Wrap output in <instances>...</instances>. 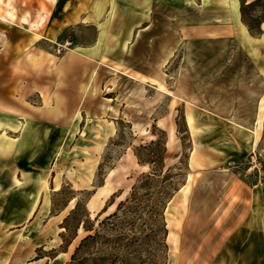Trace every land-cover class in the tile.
<instances>
[{"label":"rangeland","instance_id":"1","mask_svg":"<svg viewBox=\"0 0 264 264\" xmlns=\"http://www.w3.org/2000/svg\"><path fill=\"white\" fill-rule=\"evenodd\" d=\"M215 1L214 8L192 0L183 9L156 10L150 26L138 27L124 61L116 65L72 49L92 42V26L64 29L49 42L33 40L26 29L36 26L0 23V127L1 121L19 115L64 128L73 124L75 130L85 121L70 120L82 109L89 120L97 114L105 123L93 183L65 209L62 243L54 249L60 252L71 244L65 264H167L170 213L188 210L187 225L196 221L199 226L198 211L207 220L211 211L226 215L239 201V182L229 179L223 185L221 177H229L216 169L228 168L248 183L257 180L258 170L264 177V37L242 43L224 8L227 0ZM242 1L246 19L259 24L264 0ZM48 12L35 0H0V18L7 15L10 21L20 15L22 21L34 18L33 23ZM47 28L36 32L44 36ZM168 132L174 133L171 141ZM72 140L66 139L60 156L48 162L51 167L60 162L61 169L70 168L79 161ZM134 150L151 163L140 165ZM107 171L98 195L113 183L116 190L104 202L112 206L87 215L86 200ZM203 178L213 180L214 187L192 184ZM64 182L52 195L53 210L66 204L73 191ZM217 203L221 206L215 210ZM187 257L183 251L180 262Z\"/></svg>","mask_w":264,"mask_h":264},{"label":"crops","instance_id":"2","mask_svg":"<svg viewBox=\"0 0 264 264\" xmlns=\"http://www.w3.org/2000/svg\"><path fill=\"white\" fill-rule=\"evenodd\" d=\"M191 1L35 0L49 9L45 19L41 16L37 22L31 23L34 18L22 21V17L17 15L16 20L10 21L6 15L0 18V23L36 26L26 29L34 34L33 40L49 42L64 29L92 26V42L79 44L72 49L81 57L94 61L105 58L116 65L124 61L126 45L135 38L138 27L145 25L143 29L148 28L156 10H166L169 6L183 9L186 2ZM202 1L209 8L215 7V0ZM226 3L224 8L228 9L231 24L238 31L242 43L251 45L253 40L264 37V21L259 23L260 33L254 36L241 22L238 0L236 3L227 0ZM43 25L48 27L44 36L36 32ZM75 116L70 122L85 121L81 127L77 124L75 130L73 124L64 128L57 124H44L43 119L22 118L19 115H16L15 120L1 121L0 264H65L68 260L72 251L71 244L60 252L54 250L62 243L60 233L64 231V226L61 224L68 214L65 209L68 203L74 201L75 204L78 194L87 191L93 183L99 155L105 145V123L99 120L97 114H92L89 120L82 109L78 117ZM109 130L107 135L111 136L114 126ZM173 134L168 132L170 141L174 138ZM68 138L71 141L76 139L79 161L70 168L64 165L61 169L60 162L57 168L53 165L51 167L48 162L60 156ZM193 162L196 164V161ZM253 168L249 169L254 171ZM108 171L102 182L92 188L86 200L87 215L103 213L112 206L110 203L104 205V202L116 190L113 183L110 182L109 191L98 195L105 187ZM215 172L228 175L229 178L221 177L223 185H228L229 179L239 182V201L226 211V215H213L211 211L212 215L207 220L204 212L198 211L197 216L201 218L199 226H196V221L187 225L188 210H178L176 215L170 213L166 218V243L169 251L167 264H264V177L261 176V170L257 171L258 178L252 183L234 177L228 168H218ZM65 178L73 191L66 204L59 210H53L52 195L65 184ZM192 184L202 187L215 185L209 178L194 179ZM90 204L95 207H90ZM220 206L217 203L215 210ZM49 251L55 253L50 255ZM183 251L188 257L181 263Z\"/></svg>","mask_w":264,"mask_h":264},{"label":"trees","instance_id":"3","mask_svg":"<svg viewBox=\"0 0 264 264\" xmlns=\"http://www.w3.org/2000/svg\"><path fill=\"white\" fill-rule=\"evenodd\" d=\"M241 1V6H240V15H241V21H242V23L247 27V29H248V31H249V33L250 34H254V29H256L255 30V34H258V33H260V28H259V24H257V25H254V23H252V22H250V21H248L247 19H246V17H245V14H244V11H243V3H244V1H242V0H240ZM261 21H264V19H261L260 20V22ZM259 22V23H260ZM257 23V22H256ZM163 143V142H162ZM141 147H145V146H141ZM165 151V149H164V147L162 148V153ZM161 153V154H162ZM134 155L136 156V158H137V161H138V163L140 164V165H143V164H146V163H151V161L149 160V159H143V158H141L140 157V155L134 150ZM162 155H161V161H162ZM145 177L147 176L148 177V174H145L144 175ZM135 188H136V186L135 185H133L132 186V189H133V191L135 190ZM134 192H132V194H133ZM123 203L122 202H120L119 203V205H118V207H117V209H119L120 208V206L122 205ZM115 216L116 215V212H113V213H111V214H109L108 216ZM107 216V217H108ZM165 232H166V229H165Z\"/></svg>","mask_w":264,"mask_h":264},{"label":"bare ground","instance_id":"4","mask_svg":"<svg viewBox=\"0 0 264 264\" xmlns=\"http://www.w3.org/2000/svg\"><path fill=\"white\" fill-rule=\"evenodd\" d=\"M234 2L236 3V0H234ZM225 4H228V3H226V1H225ZM229 10H230V9H229ZM232 10L236 12V9H235L234 6H232ZM227 11H228V9H227ZM226 14H227V13H226ZM226 18H227V17H226ZM226 18H225V19H226Z\"/></svg>","mask_w":264,"mask_h":264},{"label":"built area","instance_id":"5","mask_svg":"<svg viewBox=\"0 0 264 264\" xmlns=\"http://www.w3.org/2000/svg\"><path fill=\"white\" fill-rule=\"evenodd\" d=\"M252 159V158H251ZM250 168H251V166H250Z\"/></svg>","mask_w":264,"mask_h":264}]
</instances>
